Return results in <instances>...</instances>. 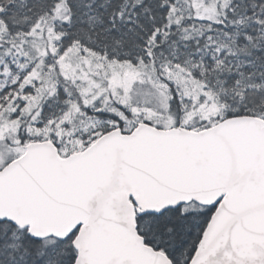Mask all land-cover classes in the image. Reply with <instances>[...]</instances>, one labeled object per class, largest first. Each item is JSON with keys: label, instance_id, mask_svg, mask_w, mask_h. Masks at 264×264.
Returning <instances> with one entry per match:
<instances>
[{"label": "snow or ice", "instance_id": "obj_1", "mask_svg": "<svg viewBox=\"0 0 264 264\" xmlns=\"http://www.w3.org/2000/svg\"><path fill=\"white\" fill-rule=\"evenodd\" d=\"M0 264H264V0H0Z\"/></svg>", "mask_w": 264, "mask_h": 264}]
</instances>
